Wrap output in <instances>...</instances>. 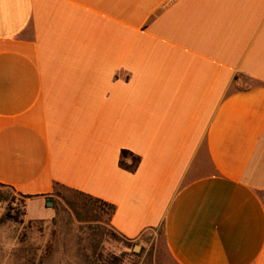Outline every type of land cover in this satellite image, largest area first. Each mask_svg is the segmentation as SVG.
<instances>
[{"label": "crops", "instance_id": "1", "mask_svg": "<svg viewBox=\"0 0 264 264\" xmlns=\"http://www.w3.org/2000/svg\"><path fill=\"white\" fill-rule=\"evenodd\" d=\"M55 184L175 264H264V0H0V185L42 220Z\"/></svg>", "mask_w": 264, "mask_h": 264}, {"label": "rangeland", "instance_id": "2", "mask_svg": "<svg viewBox=\"0 0 264 264\" xmlns=\"http://www.w3.org/2000/svg\"><path fill=\"white\" fill-rule=\"evenodd\" d=\"M0 194L7 199L0 203V216L7 212L13 218L0 223V264H103L107 258L113 264H175L162 228L146 230L133 242L116 239L108 216L94 219L69 205L73 195L65 188L49 197L51 215L42 220L25 217L26 200L17 193L0 187Z\"/></svg>", "mask_w": 264, "mask_h": 264}, {"label": "trees", "instance_id": "3", "mask_svg": "<svg viewBox=\"0 0 264 264\" xmlns=\"http://www.w3.org/2000/svg\"><path fill=\"white\" fill-rule=\"evenodd\" d=\"M139 163H140V157L139 156L134 155L132 152H130L128 150H121L120 156L118 159L119 168H121L125 171H128V172H134L137 169ZM0 187L8 188V189L12 190L13 192H15L12 188L6 187L4 185H0ZM57 187L65 188L63 186L55 184L53 193L55 192V189ZM65 189H67V188H65ZM67 190L70 191L73 195L72 199L67 201V203H69V205H71L73 207L77 206L78 208H81L84 211H89L90 215L94 216V219L101 217L103 214H105L108 216V220H107L108 222L107 223H109V225H110L111 217L115 212V207L113 205L108 204L107 202H104L100 199L89 196L87 194H84L82 192H78V191H75L72 189H67ZM20 196L25 200L31 198V196H22V195H20ZM5 201H7L6 196H3L0 194V203L5 202ZM12 219L13 218L10 216V214H8L6 212L0 216V223H4V222L10 221ZM109 229H110V234L113 237H115L116 239L126 240V241H130V242H133V240H134V239L126 238L123 235L119 234L118 232H116L111 227V225H110ZM106 234H107V232H106ZM102 262H103V264H113V262H111L110 259L108 260V258L103 260Z\"/></svg>", "mask_w": 264, "mask_h": 264}, {"label": "water", "instance_id": "4", "mask_svg": "<svg viewBox=\"0 0 264 264\" xmlns=\"http://www.w3.org/2000/svg\"><path fill=\"white\" fill-rule=\"evenodd\" d=\"M133 250L137 252L139 250V246H134Z\"/></svg>", "mask_w": 264, "mask_h": 264}]
</instances>
